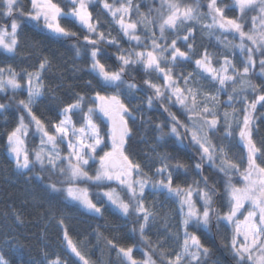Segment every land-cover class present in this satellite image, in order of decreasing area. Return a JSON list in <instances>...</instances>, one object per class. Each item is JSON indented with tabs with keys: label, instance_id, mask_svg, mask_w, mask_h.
Masks as SVG:
<instances>
[{
	"label": "snow or ice",
	"instance_id": "snow-or-ice-1",
	"mask_svg": "<svg viewBox=\"0 0 264 264\" xmlns=\"http://www.w3.org/2000/svg\"><path fill=\"white\" fill-rule=\"evenodd\" d=\"M0 2L4 5L3 15H19L34 29L58 37L80 38L76 32L62 25L61 20H71L80 26L87 33L83 41L86 55L91 60L90 71L99 78L100 83L97 89L89 81L91 94L77 93L72 102L58 110L55 121L49 119L46 123L33 111L47 90L43 73L51 67V61L39 43L34 45L39 53L38 67L33 71L21 69L23 85L20 73L14 68L0 67V93L11 89L14 92L26 91L27 94L26 99L12 97L23 114L19 115L16 127L6 134V149L16 169L32 172L39 167L41 172L49 174V180L52 175H57L59 179L48 183L47 189L53 194H62L65 200L95 215H102V209L92 200L89 189L81 187V184L86 182L96 187H106V191L96 195L103 197L104 203L111 205L122 216L131 214L137 218L138 228L132 229L139 233L137 244L123 246L106 240L108 247L116 251L124 264H157L154 256L159 257V264H204L202 257H208L211 250L197 231L203 229L210 232L212 224L230 227L231 236L226 247L235 264H264V142L257 146L252 138V126L255 123L253 113L258 104L264 106V86L249 79L257 64L259 74L264 78V0H233V8H238L239 15L232 17L225 13L228 6H220L218 0H205L209 10L207 14L200 11L201 0H195L194 4L185 3L184 0H159L160 7L150 8L147 14L141 12L139 4H133V0H126V4L122 2L118 7L115 3L103 0V9L110 15L112 22L119 26L123 38L129 43L135 42L140 50L131 47L124 49L119 39L111 35V31L106 34L101 30L103 22L89 10V4L95 0H30L31 7L27 12L19 7L22 0ZM233 8H229V11ZM133 9L135 20L131 18ZM248 11H256L257 15L250 17L251 27L246 31ZM205 15L211 19L210 24L201 23ZM189 21H195L196 24L189 25ZM138 25L142 26L144 36L137 34ZM197 27L201 30L207 28L210 35L213 29H218L221 33L238 37L239 44L221 40L219 36L216 39L229 50L239 49L241 67L238 68L228 55L214 62L213 54L207 49L202 53L196 52L189 39L194 40ZM180 30L185 34H177L175 38L170 39L165 34H176ZM21 33V24L16 19H12L10 25H0V48L15 55ZM178 40L184 42L186 50L178 46ZM102 44L119 49L121 54L116 56L117 68L113 69L101 62L100 58L106 52ZM80 54V48L77 47L76 55L79 57ZM178 61L194 64L196 74L204 76L214 91H205L204 86L193 79L191 72L186 75L174 73L172 66ZM135 65H142L146 73L155 72L162 81L143 80L146 106L152 108L155 102L168 117L166 122L155 124L159 133L157 141H163L167 136L183 144L187 139L198 154L197 162L191 167L178 158L175 164H171L170 154L157 152L159 166L149 173L130 156L127 148L135 133L129 126V120L133 123L137 121L136 113H139L140 108L136 106L134 112L124 102L121 89L126 87L129 95L131 90L136 89L135 83L124 79L126 71ZM180 80H183V86H180ZM249 89L254 96L251 101L243 95ZM148 90L152 95H147ZM222 92L227 95L223 103L233 105L236 102L234 96L243 103L242 116L240 109L236 108L231 112L220 111ZM174 106H179L188 123H184L170 110ZM6 107L0 104V110ZM25 116L28 118L27 123ZM221 124L225 129V137H232L233 132L238 130V142L244 149L242 162H246L245 167L241 168L240 164L234 162L223 144L218 147L210 138L209 132L216 133ZM30 126L34 128L33 135L39 138V145L32 148L26 144ZM165 127L168 131H165ZM60 145H64V148ZM205 163L223 173L220 178L223 194L215 185H209L208 177L203 175ZM89 169L95 174H91ZM181 170L184 174L195 170L201 180H193L187 186L174 182V174L175 180H178ZM233 174L237 182H234ZM31 179L43 181L45 177L36 173ZM201 182L203 188L200 187ZM112 184L116 187H111ZM146 189L166 192L169 199L176 201L180 220L179 230L173 237L178 242V251H166L160 242H153L145 235L150 229V222L157 215L152 205L145 203ZM121 193L126 194L127 199ZM194 193L196 199L193 198ZM197 199L202 202L199 206ZM217 204H222L227 210L223 211L222 207L215 206ZM59 223L63 226V220ZM63 239L66 250L76 258L77 264H93L84 256L78 242L69 236L67 227H64ZM136 251L140 252L142 259L136 258ZM45 258L46 264H66L59 255L48 260L45 254ZM0 264H8L3 254H0Z\"/></svg>",
	"mask_w": 264,
	"mask_h": 264
},
{
	"label": "trees",
	"instance_id": "trees-1",
	"mask_svg": "<svg viewBox=\"0 0 264 264\" xmlns=\"http://www.w3.org/2000/svg\"><path fill=\"white\" fill-rule=\"evenodd\" d=\"M103 0H97L92 3L89 10L92 11L94 17H98L103 26L101 30L106 34L111 31V35L117 37L120 45L124 49L137 48L135 42L129 43L123 38L119 26L112 22V18L102 7ZM108 3L118 7L120 3H125L126 0H107ZM185 3H195V0H184ZM133 4H139L140 11L147 14L150 8H159V0H133ZM220 6L227 5L225 8L226 15L232 17L239 15L238 8H233V0H218ZM64 4L62 3V7ZM19 7L27 12L30 7V0H22ZM229 8L233 10L229 11ZM4 5L0 2V25H10L12 19H16L21 24L22 33L19 35V45L16 49V54H8L3 48H0V67L11 66L20 73V79L23 78L21 69L33 71L38 67V50L34 45L39 43L40 48L49 57L51 67L43 73V82L46 85L44 97L37 102V106L33 111L42 120L47 123L49 119L55 121L57 119L58 110L66 103H70L75 99L77 93L91 94L92 87L97 89L100 87L99 78L90 71L91 60L85 52V42L83 36L87 33L80 26L73 23L71 20H61V24L69 27L73 32H76L80 37H58L51 33L34 29L31 24H26L21 20L19 15L7 17L3 15ZM67 10V8H66ZM200 11L204 14L208 13L205 0H201ZM155 15V12L152 13ZM249 20L245 22V30L251 27L250 17L256 16V11H248ZM131 18L136 19L135 9H133ZM205 22L202 24H210L211 19L205 15ZM189 25H195V21H189ZM10 31V28H9ZM138 35L144 36L142 26L138 25ZM166 36L170 39L175 38V35H184V31L180 30L174 34L166 32ZM157 35L159 33L157 32ZM219 36L221 40H230L239 44L238 37H234L228 33H221L218 29H213L212 34H209L207 28L201 30L196 28L193 38L189 42L193 44L196 52L202 53L205 49L210 54H213L214 62L222 60L224 55H228L238 68L241 67V53L239 49L229 50L224 47L220 41L216 39ZM145 43H148L145 40ZM178 46L182 50H186L184 42L178 40ZM79 47L81 54L76 55V48ZM106 49L105 55L100 59L102 63L110 65L115 69L118 66L116 56L121 54L115 46L101 45ZM246 55V53H245ZM259 54H257L258 57ZM198 58V57H197ZM216 66H219L218 64ZM173 72L176 74L189 72L193 73V79L198 80L200 85L204 86L205 91H214L210 88L209 81L202 75H197L194 64H187L178 61L172 66ZM125 80L129 83H135L136 89L129 90L122 87L121 95L124 102L135 112L136 106L140 108L137 115V121L133 123L129 120V126L135 133L133 139L129 142L127 148L130 156L144 166L146 172H153L154 168L159 166L156 160V153L170 154V163L175 164L176 158L181 162L191 167L198 160L196 150L191 146L190 142L185 139L183 144L175 142L174 137H165L163 141H157L159 135L155 128V124L166 122L168 117L163 109L159 108L154 102L152 108H148L145 103V87L143 80L151 79L153 82L160 83L155 72H144L142 65H135L130 71H126ZM249 79L257 85L264 86V78L259 74V65L252 72ZM89 81L91 86H89ZM180 86H183V80H180ZM112 89H109V91ZM26 91H9L0 93V104H5L7 107L0 110V254L8 261V264H46L45 254L47 259L54 258L55 255L62 257L66 264H77L76 258L72 256L65 248L63 231L67 227L69 236L73 241L78 242V246L84 256L93 262V264H124L123 260L118 258L116 251L109 248L106 240H112L113 243L123 246L137 244L139 242V233L133 232L134 227L138 228L137 218L134 215L128 217L122 216L111 205L104 203L103 197H98L96 193L100 192L101 187L82 183L81 185H89L91 189L92 199L97 202L102 209V215L90 213L78 204L67 201L62 194H53L47 189V184L56 182L59 177L52 175L51 180L48 179V173L41 172L39 167L33 169L32 172H21L16 169L12 156L6 149L7 132L16 127L19 115L23 114L21 109L13 102L12 97L26 99ZM147 95H152L150 90ZM251 101L254 96L251 90L243 93ZM227 95L220 94V111H232L233 108L240 109L241 116L243 115V103L234 96L236 101L229 106L226 103ZM177 117L188 123L185 114L179 110V106L171 107L170 109ZM75 120L76 117L74 116ZM255 121L252 126V138L260 146L264 142V106L257 105L253 113ZM25 121L28 122L27 116ZM151 121V122H149ZM223 121V117H221ZM99 123V121H97ZM79 126V125H78ZM103 128V125H101ZM235 127V126H234ZM34 128L28 134L29 147L38 145V136L33 135ZM165 131L168 128L165 127ZM224 126L218 125L216 133L209 132V136L213 143L219 147L221 144L232 156L234 162L240 164L241 168L246 166L243 161L244 149L238 142L237 131L233 132L232 137L224 136ZM155 149V151L153 150ZM260 163L259 159L257 161ZM219 163V161H217ZM38 173L44 176L43 181L39 179H31L34 174ZM203 175L208 177L209 185H215L223 194V187L220 178L223 173L205 163ZM234 175V174H233ZM200 181L201 177L195 170L181 174L178 180L174 182L184 186L192 184V181ZM234 182L237 179L234 175ZM59 186V185H58ZM200 187L204 185L201 182ZM101 193V192H100ZM124 197L126 195L122 193ZM196 199V194H193ZM214 199H216L214 197ZM145 203L152 205V210L157 214L154 221L150 222V229L145 235L153 242H160L161 247L166 251H178V242L174 239L173 234L179 230L178 205L175 200L169 199L166 192L145 190ZM202 202L197 199L198 206ZM222 207L223 211L227 209L222 204L215 205ZM63 220V226L59 223ZM190 231H196L190 229ZM201 236V240L211 250L208 257L203 258L204 264H235L230 250L226 247L229 237L231 236L230 227L220 224L218 227L215 224L211 225V231L205 232L203 229L197 231ZM137 259H142L139 251L134 252ZM159 264V257L154 256Z\"/></svg>",
	"mask_w": 264,
	"mask_h": 264
},
{
	"label": "rangeland",
	"instance_id": "rangeland-1",
	"mask_svg": "<svg viewBox=\"0 0 264 264\" xmlns=\"http://www.w3.org/2000/svg\"><path fill=\"white\" fill-rule=\"evenodd\" d=\"M96 1H97V0H95V2H96ZM95 2H94V3H95ZM91 4H92V3L89 4V7H90ZM204 18H205V17H204ZM204 18L202 19V22H205V19H204ZM20 82H21V84L23 85V82H24V81H23V78L20 79ZM9 91H12V90H11V89H6L4 93L9 92ZM17 91H19V90H17ZM110 91H112V90H110ZM25 122L27 123V121H25ZM31 129H32V127L30 126L29 132H30ZM26 144H27V146L29 147L28 137L26 138ZM38 145H39V141H38ZM38 145H37V146H38ZM60 147L63 149V148H64V145H60ZM29 148H30V147H29ZM90 163H91V162H90ZM89 171H90L91 174H93V175L95 174L94 171H93L92 169H89ZM81 187H87L88 189L90 188L88 184H87V185H81ZM111 187H116V185H115V184H112ZM106 190H107L106 187L101 186V189H100V192H101V193L104 192V191H106ZM89 191H90V193H91L92 190L89 189ZM117 191H119V189H117ZM91 194H92V193H91ZM121 195H122V193H121ZM125 195H126V194H125ZM122 196H123V195H122ZM124 198L127 199V196L124 197ZM92 200H93V199H92ZM93 201H94V200H93ZM246 207H247V205H246ZM246 214H247V213L245 212V215H246ZM240 219L242 220L243 217L241 216Z\"/></svg>",
	"mask_w": 264,
	"mask_h": 264
}]
</instances>
